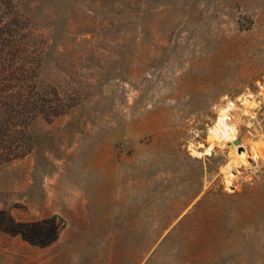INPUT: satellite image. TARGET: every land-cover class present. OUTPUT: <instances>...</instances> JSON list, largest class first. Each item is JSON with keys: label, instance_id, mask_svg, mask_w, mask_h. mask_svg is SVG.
Here are the masks:
<instances>
[{"label": "rangeland", "instance_id": "obj_1", "mask_svg": "<svg viewBox=\"0 0 264 264\" xmlns=\"http://www.w3.org/2000/svg\"><path fill=\"white\" fill-rule=\"evenodd\" d=\"M0 31L47 100L0 210L63 223L47 247L0 232V264H264V155L229 187L210 133L264 153V0H0Z\"/></svg>", "mask_w": 264, "mask_h": 264}, {"label": "trees", "instance_id": "obj_2", "mask_svg": "<svg viewBox=\"0 0 264 264\" xmlns=\"http://www.w3.org/2000/svg\"><path fill=\"white\" fill-rule=\"evenodd\" d=\"M0 32L5 39L7 35L11 36V32L7 35L4 31ZM24 44L21 43V47H18L22 53L18 59L0 57V67H3L0 71V163H8L29 154L32 139L28 128L36 118V111L45 108V105L40 108L41 103H47L36 91L34 73L24 70L28 54ZM6 46L8 47L6 44L4 48ZM62 224L56 217L40 223H19L7 212L0 210V232L19 235L36 246L47 247L54 243L59 237Z\"/></svg>", "mask_w": 264, "mask_h": 264}, {"label": "bare ground", "instance_id": "obj_3", "mask_svg": "<svg viewBox=\"0 0 264 264\" xmlns=\"http://www.w3.org/2000/svg\"><path fill=\"white\" fill-rule=\"evenodd\" d=\"M210 133H211L212 138L215 140V142L217 144L223 145V146L232 144L231 153L232 154L236 153V155H238V157H239V159L233 161L231 163V165H229L226 168V171H225L226 181L228 183V186L233 187V185H234L233 179L235 177L234 170H236L241 164L248 165L250 163V159H253L256 161V159L260 156H263L264 153L261 152L257 148L255 149V147L252 150V157H251L249 151H245L243 153L242 152L237 153L238 149H240V146L234 145V143L236 142L235 134H234V127L229 126L226 118L222 115L219 118L218 124L211 130Z\"/></svg>", "mask_w": 264, "mask_h": 264}, {"label": "water", "instance_id": "obj_4", "mask_svg": "<svg viewBox=\"0 0 264 264\" xmlns=\"http://www.w3.org/2000/svg\"><path fill=\"white\" fill-rule=\"evenodd\" d=\"M234 145H235V146H238V145H239V143L236 141V142L234 143Z\"/></svg>", "mask_w": 264, "mask_h": 264}]
</instances>
